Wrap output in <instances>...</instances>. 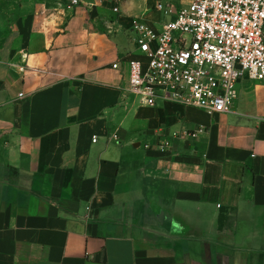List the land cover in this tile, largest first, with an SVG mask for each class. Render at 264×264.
Segmentation results:
<instances>
[{"label": "crops", "instance_id": "crops-1", "mask_svg": "<svg viewBox=\"0 0 264 264\" xmlns=\"http://www.w3.org/2000/svg\"><path fill=\"white\" fill-rule=\"evenodd\" d=\"M102 5L103 29L78 3L57 19L15 6L0 45V264H264V82L238 78L225 112L134 104L122 86L139 12Z\"/></svg>", "mask_w": 264, "mask_h": 264}, {"label": "built area", "instance_id": "built-area-1", "mask_svg": "<svg viewBox=\"0 0 264 264\" xmlns=\"http://www.w3.org/2000/svg\"><path fill=\"white\" fill-rule=\"evenodd\" d=\"M97 1L119 13L120 0ZM154 7L169 18L137 14L128 27L137 55L126 60L122 91L133 101L225 112L238 78L264 82V0H188L173 10ZM116 61L111 68H117Z\"/></svg>", "mask_w": 264, "mask_h": 264}, {"label": "rangeland", "instance_id": "rangeland-1", "mask_svg": "<svg viewBox=\"0 0 264 264\" xmlns=\"http://www.w3.org/2000/svg\"><path fill=\"white\" fill-rule=\"evenodd\" d=\"M21 2H34L37 3L38 9L48 11L50 18L57 19L61 16L59 12L60 7L73 4L71 0H0V45L11 37L14 32V24L17 20L18 13L15 11L17 3ZM82 7L89 9L90 25L96 29H103L107 22L113 20V16L110 14L104 2L97 0H76ZM188 0H120L121 8L123 12H139V14L149 15L152 19L167 20L168 14H163L162 11H156L154 8L155 3H159L165 8H171L172 10L178 7L180 4L187 2ZM89 6V7H88ZM152 10V11H150ZM134 104H140L134 100Z\"/></svg>", "mask_w": 264, "mask_h": 264}, {"label": "bare ground", "instance_id": "bare-ground-1", "mask_svg": "<svg viewBox=\"0 0 264 264\" xmlns=\"http://www.w3.org/2000/svg\"><path fill=\"white\" fill-rule=\"evenodd\" d=\"M150 11H152V10H150ZM146 16H149V15L146 13Z\"/></svg>", "mask_w": 264, "mask_h": 264}]
</instances>
